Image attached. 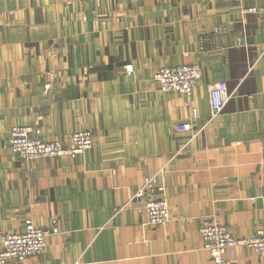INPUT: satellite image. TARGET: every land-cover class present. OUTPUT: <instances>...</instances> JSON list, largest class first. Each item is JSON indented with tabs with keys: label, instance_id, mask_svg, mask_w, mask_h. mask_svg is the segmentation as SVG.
I'll list each match as a JSON object with an SVG mask.
<instances>
[{
	"label": "crops",
	"instance_id": "crops-1",
	"mask_svg": "<svg viewBox=\"0 0 264 264\" xmlns=\"http://www.w3.org/2000/svg\"><path fill=\"white\" fill-rule=\"evenodd\" d=\"M263 3L0 0V235L26 217L59 227L42 252L11 264H212L202 224L264 230V21L247 10ZM190 62L202 67L189 104L198 117L178 131L190 106L152 75ZM221 80L232 95L210 117ZM15 124L64 144L89 129L93 145L22 159L8 142ZM151 175L168 201L164 224H147L133 199ZM227 257L264 264L242 245Z\"/></svg>",
	"mask_w": 264,
	"mask_h": 264
},
{
	"label": "built area",
	"instance_id": "built-area-1",
	"mask_svg": "<svg viewBox=\"0 0 264 264\" xmlns=\"http://www.w3.org/2000/svg\"><path fill=\"white\" fill-rule=\"evenodd\" d=\"M247 10L259 13L264 21V3L259 7L250 6ZM214 30L218 31L219 28L214 27ZM127 67L126 70H129ZM201 76L202 67L198 62L162 65L152 75L161 90L180 92L188 105L190 96ZM231 95L224 80L211 84L208 92L210 117L221 111ZM189 106L190 117L177 123L178 131L191 132L193 130V123L198 117V112L196 107ZM201 129L202 126L195 129L192 135L198 134ZM8 142L12 151L22 159L61 155L74 158L92 147L93 134L89 129L74 130L70 134L69 143L64 144L56 139H46L36 125L15 124L9 130ZM163 189L164 186L158 178L151 175L146 176L133 193V199L145 212L147 224H164L170 219L168 201L161 195ZM58 232L57 218H52L49 227H43L35 224L30 217H26L21 230L0 235V264L21 262L28 256L42 252L47 237ZM199 232L203 246L210 254L212 264H230L227 255L234 256L235 248L239 245L252 248L264 258V230L262 228L256 229L247 236H236L230 225L214 221L202 224Z\"/></svg>",
	"mask_w": 264,
	"mask_h": 264
}]
</instances>
